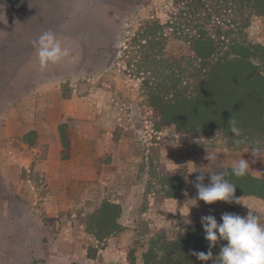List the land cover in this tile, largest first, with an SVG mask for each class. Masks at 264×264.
Returning a JSON list of instances; mask_svg holds the SVG:
<instances>
[{
	"label": "rangeland",
	"instance_id": "rangeland-1",
	"mask_svg": "<svg viewBox=\"0 0 264 264\" xmlns=\"http://www.w3.org/2000/svg\"><path fill=\"white\" fill-rule=\"evenodd\" d=\"M171 11V0H0V264H143L152 238L203 216L251 210L264 223L256 197L191 206L199 172L243 158L264 179V159L159 126L131 76L134 35ZM48 31L70 55L41 69L32 42ZM247 33L264 46V17ZM185 50L170 40L165 53ZM103 202L120 207L104 240L91 231Z\"/></svg>",
	"mask_w": 264,
	"mask_h": 264
},
{
	"label": "trees",
	"instance_id": "trees-1",
	"mask_svg": "<svg viewBox=\"0 0 264 264\" xmlns=\"http://www.w3.org/2000/svg\"><path fill=\"white\" fill-rule=\"evenodd\" d=\"M171 4L168 20L145 22L132 39L134 50L127 54L131 76L141 80L156 124L197 140L217 135L229 148H264V46L252 42L247 33L253 18L264 17V0H171ZM170 40L183 43L185 54L168 57ZM230 119L237 122L241 136L229 130ZM217 171L229 173L226 179L235 185V195L264 199V179L236 177L220 165ZM203 183H209L206 173ZM119 212L118 205L103 202L91 217L97 239L118 232ZM204 237L201 222L170 239L158 235L143 253V264H203L192 253L210 250ZM225 243L211 248L213 257Z\"/></svg>",
	"mask_w": 264,
	"mask_h": 264
},
{
	"label": "clouds",
	"instance_id": "clouds-1",
	"mask_svg": "<svg viewBox=\"0 0 264 264\" xmlns=\"http://www.w3.org/2000/svg\"><path fill=\"white\" fill-rule=\"evenodd\" d=\"M32 43L37 50L36 55L41 69L49 64H58L70 55L69 48L62 46L61 40L51 31L43 33ZM236 123L235 120L230 119L229 130L239 137L241 129L236 126ZM240 142L236 141V143ZM249 151L252 157L264 159V148L252 147ZM207 159L215 160L216 157L213 155ZM249 168V162L240 158L232 165L231 174L243 177ZM199 173L194 185L197 195L192 199L194 203L191 206H197V201H203L209 205L216 202L239 203V199L234 196L235 185L226 179L229 175L227 171L208 172L207 185L203 183L205 173ZM201 224L210 250L207 253L193 252L192 255H195L203 264H207L208 261H212V264H264V223H261L260 217L251 210L245 216L224 213L221 215L220 223L213 215L203 216ZM220 241L226 243L220 247L218 255L213 257L211 248Z\"/></svg>",
	"mask_w": 264,
	"mask_h": 264
}]
</instances>
